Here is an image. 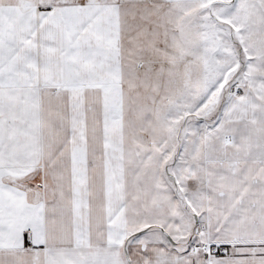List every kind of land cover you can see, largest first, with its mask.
<instances>
[{"label": "snow or ice", "instance_id": "obj_1", "mask_svg": "<svg viewBox=\"0 0 264 264\" xmlns=\"http://www.w3.org/2000/svg\"><path fill=\"white\" fill-rule=\"evenodd\" d=\"M0 264H264V0H0Z\"/></svg>", "mask_w": 264, "mask_h": 264}]
</instances>
